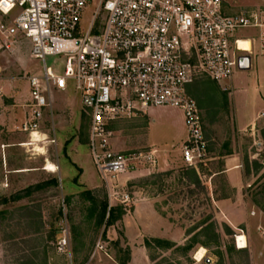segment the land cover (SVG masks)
Here are the masks:
<instances>
[{
    "label": "rangeland",
    "instance_id": "374dc122",
    "mask_svg": "<svg viewBox=\"0 0 264 264\" xmlns=\"http://www.w3.org/2000/svg\"><path fill=\"white\" fill-rule=\"evenodd\" d=\"M223 4L226 11L233 13L256 10L264 6V0H223ZM252 32L251 29H243L237 32V36H248ZM262 53L264 51L257 46L256 54L252 56L253 66L240 71L247 86L256 83L257 77L264 76ZM46 63L61 66V61L54 57H47ZM40 72V61L30 56L29 46L23 41L10 53L0 54L1 112L5 114L14 109L22 112L29 98L24 74ZM188 90L197 104L202 94L215 97V107L210 108L207 101L200 100L202 107L198 108L204 136L211 139L206 142L208 145L212 143L213 149L204 167L211 173L219 170L221 160L215 155L227 139H234L232 148L239 150L244 179L251 185L246 188L245 196L255 206V211L258 207L264 214V124L257 125L255 137L248 132L237 133L232 114L225 110L222 98V93L228 97V91L205 75H198ZM68 106L73 109L74 116ZM143 118L141 114L110 125L111 145L115 151L145 147ZM50 122L47 116L42 131L51 138ZM156 125L153 129L158 136L161 131ZM53 127L58 146L45 141L33 148V145L22 144L29 141L28 135L15 130L7 120L0 125V264H123L129 258L125 263L128 264L131 242L126 222L134 217L133 203L142 198L152 202L151 219H158L161 230L145 232L144 245L153 264H264V226L255 224V243L254 238L246 234L244 224H230L214 205L217 199L234 198V191L224 175L211 179L196 167L204 188L192 184L188 177H181L187 166L182 162L181 153L175 152L169 155V165L165 170L159 167L154 171L139 168L133 173L101 178L100 187L94 189L98 200L96 209L91 210L85 190H66L65 185L68 180L71 182V177H63L62 183L60 180L59 164L69 167L70 172L76 170L69 166V155H75L76 162L84 170V177L97 178L99 175L88 147V119L72 86L66 92L53 91ZM163 140L161 142H167L168 147L177 145V141ZM255 140L261 145L257 146ZM48 163L57 167L54 172L44 169ZM165 172L170 173L157 175ZM52 178L57 180V186L44 185ZM37 184H42V187L31 189L26 194V190ZM3 199L7 201L3 202ZM104 199L110 207L122 212L110 224L106 223V218L102 223L97 222L99 202ZM137 216L140 217L139 214ZM203 221H214L219 234L218 239L207 247L200 244L205 240L203 236L195 237L199 230L197 225ZM226 225L231 229L229 233ZM63 234L68 236L67 250L64 251L57 246ZM236 234L245 235L246 247L237 248ZM154 240L167 241L170 245H159ZM200 248H204L206 253L198 261L195 256ZM205 258H209L210 263H206Z\"/></svg>",
    "mask_w": 264,
    "mask_h": 264
},
{
    "label": "built area",
    "instance_id": "2783aa9c",
    "mask_svg": "<svg viewBox=\"0 0 264 264\" xmlns=\"http://www.w3.org/2000/svg\"><path fill=\"white\" fill-rule=\"evenodd\" d=\"M243 29L254 34L237 36ZM22 41L41 63L39 74H24L29 98L14 126L29 137L22 144L55 143L53 91L72 86L88 119V147L102 178L158 167L150 147L115 151L110 125L159 106L182 110L187 137L181 159L196 168L209 156L187 88L201 74L226 90L238 58L253 45L264 51V6L229 13L223 0H0V54ZM240 41H249L250 49ZM47 57L61 66L47 65ZM47 116L51 138L42 131ZM241 236L235 235L236 246ZM57 246L67 250L66 234Z\"/></svg>",
    "mask_w": 264,
    "mask_h": 264
},
{
    "label": "crops",
    "instance_id": "0c3cea01",
    "mask_svg": "<svg viewBox=\"0 0 264 264\" xmlns=\"http://www.w3.org/2000/svg\"><path fill=\"white\" fill-rule=\"evenodd\" d=\"M253 34L254 32L250 35ZM256 48L257 46L253 45L252 52L248 55L250 57V66L248 69L253 66L252 56L256 54ZM260 56H264V53L260 54ZM245 70H236L231 79L225 83V86L227 87L226 91H228V108L232 114L235 131L237 133L248 132L255 137L257 135V125L260 123L264 124V76L257 77L256 83L247 86L245 85V78L242 77L240 73V71ZM2 104L3 100L0 97V125L3 124V121L5 120L13 126L17 125L23 118L24 109L22 112L19 109L18 111L14 109L10 112H5L4 114L1 112ZM68 108L70 107L68 106ZM70 110L74 116L73 109L70 108ZM17 120L19 121L17 122ZM142 121L144 122L143 127L145 129V147H150L156 150L158 167L160 170H165L169 165V155L174 154L175 152L180 154L181 146L187 137L183 112L177 107H151L146 110ZM155 123L157 124L156 126H158L159 131H161L158 136L153 129ZM54 137L55 143H57L56 134ZM162 139L177 141V145L175 146V144H173L174 146L168 147L167 142L164 140V142H161ZM226 142L228 150L226 151L221 148V145L216 155L214 154L215 157L220 158L221 168L213 172L211 179L216 175H224L234 191V198L226 197L217 199L214 201V205L230 224H244L246 234L249 237H253L256 243V231L254 227L256 223H259V226H264V214L258 207H256L255 211V206L245 196L246 188L251 185L244 179L239 150L232 148V145H234V139H227L224 143ZM162 143H164V145H162ZM210 144L212 143L209 142V145ZM255 144L260 146L261 142L255 140ZM211 151L213 152V149H211L209 153H211ZM225 152L229 153L220 156L221 153ZM74 156L69 155L71 159L69 166L71 165L76 168L74 172H70L69 167H61L59 164L61 183L63 177L68 179L71 177L72 179L71 182H69V180L67 181L65 189H70L72 192H78L79 190H94L99 188L102 178L100 173L97 178L89 176L84 177V170L80 164L76 162ZM74 178H77L76 182H73ZM240 204L243 205L241 206ZM133 205L135 211L134 217H131L132 219L128 218L126 222L128 239L131 242L129 243L130 261L128 264H153L148 257L147 249L144 245V239L146 238L145 232L147 231L150 233L161 231L159 230V221L157 218L155 220L151 219V213L153 211L150 199H139L134 202ZM141 212L144 214H141ZM137 214H139L140 217H138ZM134 226H136V229ZM132 230L134 234L132 233ZM136 230L138 231V234L136 233ZM96 252L97 250L95 251V254Z\"/></svg>",
    "mask_w": 264,
    "mask_h": 264
},
{
    "label": "trees",
    "instance_id": "16d2710c",
    "mask_svg": "<svg viewBox=\"0 0 264 264\" xmlns=\"http://www.w3.org/2000/svg\"><path fill=\"white\" fill-rule=\"evenodd\" d=\"M187 91L192 96L191 91L188 90V88H187ZM222 94H223L222 95V98L225 101V110L228 112L229 108H228L227 96L225 95V93H222ZM200 97L202 99L201 98H198V104L196 102L198 108H201L202 107L201 104H200V100L207 101L208 104L211 105L210 108L215 107L214 106L215 105V102H214L215 97L210 96L207 93L202 94ZM213 112L215 114L216 111H213ZM202 131H203V135H204L203 125H202ZM204 138H205L206 141L207 140L208 141L211 140L210 137L207 138L206 135L204 136ZM206 148H207V151L209 153V151L212 149L211 144L208 145L207 142H206ZM221 148H223L224 150L227 151L228 150L227 142L224 143V144H222ZM228 153L229 152L221 153L220 156H224V155H226ZM197 167L199 168V171L200 172L206 173L209 177L212 176L213 173L207 171V168L204 167V165L200 164ZM169 173L168 172L158 173L157 175L158 176H162V175H166V174H169ZM181 177H188L189 181L192 184H196V185L204 188V185L201 183L198 170L196 168H194V167H186V170L183 173H181ZM73 181L76 182L77 181V178H74ZM44 185L57 186L58 185V182H57V180L55 178H52L49 181H47ZM33 187H31L28 190H26V194H29L31 192L30 191L31 189H39V188H41L42 187V184H37V185H34ZM263 190H264V187H263ZM95 191L96 190H85L84 191V194L86 195V198L91 202V208H90L91 210H95L96 209V203L98 202V200L94 196ZM6 201H7L6 199H3V202H6ZM121 213H122L121 210H119L117 208H114V207H110L108 205L107 200L104 199L103 201H100L99 202V216H98L99 218H98V221L97 222L98 223H102L104 221V219L106 218V221H107L106 223L107 224H110L113 220L117 219L118 216H120ZM197 228H199V230L195 233V237H197V236H203L205 238V240L204 241H201V243H200L204 247H207L210 244V242H212V241L215 242L218 239V237H219V234L215 230L214 221H209L208 223H206L205 221H203V222H201V223H199L197 225ZM225 228H226V232L227 233H229L231 231V229H230V227L228 225H226ZM54 233H55V231H54ZM154 241L157 244H159V245H164V246L170 245V243L167 242V241H161V240H154ZM146 245H148V242L147 241H146ZM185 249H187V247ZM244 251L246 252V250H244ZM128 259L129 258L125 259V261H124L123 264H125L128 261Z\"/></svg>",
    "mask_w": 264,
    "mask_h": 264
},
{
    "label": "bare ground",
    "instance_id": "6f19581e",
    "mask_svg": "<svg viewBox=\"0 0 264 264\" xmlns=\"http://www.w3.org/2000/svg\"><path fill=\"white\" fill-rule=\"evenodd\" d=\"M239 44L246 51H248L250 49V43H249V41H240ZM23 145L25 146V145H29V144H23ZM56 168L57 167H55V165H53L52 163H48L44 167L45 170L51 171V172H54L56 170ZM238 240L239 241L237 243V248H244V247H246V244H245V236H241ZM205 253H206L205 249L204 248H200L197 251V253H196V256H195L196 259L198 261H200L202 258H204Z\"/></svg>",
    "mask_w": 264,
    "mask_h": 264
},
{
    "label": "water",
    "instance_id": "95a60500",
    "mask_svg": "<svg viewBox=\"0 0 264 264\" xmlns=\"http://www.w3.org/2000/svg\"><path fill=\"white\" fill-rule=\"evenodd\" d=\"M238 68L241 70H245L249 68L250 64V57L248 55H243L238 58ZM206 263H210L209 258H205Z\"/></svg>",
    "mask_w": 264,
    "mask_h": 264
}]
</instances>
